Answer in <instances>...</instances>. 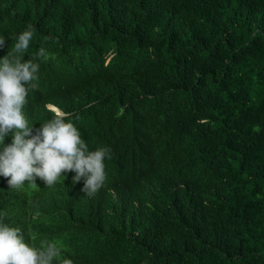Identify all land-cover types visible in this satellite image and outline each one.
<instances>
[{
  "label": "trees",
  "instance_id": "obj_1",
  "mask_svg": "<svg viewBox=\"0 0 264 264\" xmlns=\"http://www.w3.org/2000/svg\"><path fill=\"white\" fill-rule=\"evenodd\" d=\"M29 25L33 134L50 105L112 156L93 196L59 178V215L0 175V222L54 264H264V0H0V59Z\"/></svg>",
  "mask_w": 264,
  "mask_h": 264
},
{
  "label": "clouds",
  "instance_id": "obj_2",
  "mask_svg": "<svg viewBox=\"0 0 264 264\" xmlns=\"http://www.w3.org/2000/svg\"><path fill=\"white\" fill-rule=\"evenodd\" d=\"M29 25L17 39L13 51L0 59V143L9 133L11 143L0 153V175L9 178V188L20 189L25 182L35 184L38 177L48 187L54 186L63 174L74 172L73 181L83 179L82 191L93 196L106 181L105 159H111L109 148L90 151L80 132L71 122L69 113L48 105L53 118L34 130L24 114L29 88L38 80L40 64L31 59L22 61L33 39ZM51 39V37L47 38ZM5 38L0 37V47ZM38 57L47 58L41 47ZM61 250L55 243L44 242L39 249L29 246L19 228L0 222V264H54ZM63 264H72L65 259Z\"/></svg>",
  "mask_w": 264,
  "mask_h": 264
},
{
  "label": "bare ground",
  "instance_id": "obj_3",
  "mask_svg": "<svg viewBox=\"0 0 264 264\" xmlns=\"http://www.w3.org/2000/svg\"><path fill=\"white\" fill-rule=\"evenodd\" d=\"M45 23V22H44ZM46 24V23H45ZM96 50V49H95ZM74 58V57H73ZM76 58V57H75ZM52 65V64H51ZM53 66V65H52ZM51 70V69H50ZM61 70V69H60ZM55 71V70H54ZM64 71V70H63ZM51 72V71H50ZM50 72H48V73H50ZM52 73H54L55 74V72H52ZM54 74H51L52 76L54 75ZM59 74V73H58ZM48 75H50V74H48ZM51 75H50V78H51ZM57 75V74H56ZM69 81V80H68ZM71 81V80H70ZM69 81V82H70ZM48 82V81H47ZM101 82V81H100ZM103 82V81H102ZM62 84H64V83H62ZM61 85V84H60ZM113 85V84H112ZM56 86H58V85H56ZM67 86V85H66ZM59 87H61V86H59ZM68 87V86H67ZM62 88V87H61ZM60 88V89H61ZM69 88V87H68ZM51 89V88H50ZM56 89H58V88H56ZM81 90V89H80ZM91 90H92V88H91ZM106 90V89H105ZM64 91V90H63ZM82 92V91H81ZM67 93V92H66ZM69 93V92H68ZM62 94V93H61ZM65 94V93H64ZM70 95H71V93H69ZM79 94V93H78ZM60 95V94H59ZM58 95V97H60ZM63 95V94H62ZM64 96V95H63ZM63 96H61V97H63ZM64 97H66V96H64ZM63 97V100L65 99ZM71 100V99H70ZM48 101V100H47ZM46 101V102H47ZM56 101V100H55ZM60 101H61V99H60ZM67 101V100H66ZM58 102V101H57ZM71 103V102H70ZM80 103V102H79ZM46 103H42V104H40V105H42V106H44ZM59 104V103H58ZM58 104H56V106H58ZM71 105V104H70ZM70 105H67V106H70ZM47 105H45V107H46ZM61 107V106H60ZM42 109H43V107H42ZM45 109V108H44ZM43 109V110H44ZM27 109L26 108H24V111H26ZM48 111V110H47ZM50 111V110H49ZM64 111V110H63ZM51 112V111H50ZM53 113V112H52ZM47 114H48V112H47ZM46 114V115H47ZM41 115H43L42 113H41ZM52 115V114H51ZM30 117V116H29ZM33 117V116H32ZM49 117V116H48ZM79 118V117H78ZM128 119H129V117H128ZM76 120H78V119H76ZM78 122V121H77ZM74 124V123H73ZM75 124L77 125V123H76V121H75ZM111 137V136H110ZM11 138V137H10ZM6 141V140H5ZM4 141V142H5ZM105 141V140H104ZM91 142V141H90ZM6 144V143H5ZM150 165V164H149ZM146 169H147V167H145ZM145 169V170H146ZM116 175V174H115ZM154 182H156V180L154 181ZM143 183H145V182H143ZM43 184V183H42ZM79 184H81V183H79ZM5 185H8L7 183H5ZM33 185V184H32ZM35 185V184H34ZM118 187V186H117ZM103 189H104V186L102 187ZM122 189V188H121ZM130 190V189H129ZM128 190V191H129ZM73 191H75V190H71V189H68V188H63L62 187V185H60V184H55L54 186H52V187H50L48 190H46V191H44V192H42V193H38V194H36L35 196H33L32 198H31V201L32 202H34V203H40V202H46V203H54L56 206H58V211L57 212H55L54 213V215H59L60 214V212H61V207L62 208H65V205L63 204V203H59L58 204V202L57 201H59L60 199L61 200H64V199H67L68 198V196L70 195V194H72V192ZM121 191H123V192H125L123 189L121 190ZM120 191V194H122V192ZM119 192V191H118ZM99 193H100V191H99ZM106 193H108V192H106ZM114 193V192H113ZM117 193V192H116ZM103 194H104V192H103ZM115 194V193H114ZM118 194V193H117ZM119 194V195H120ZM127 194V193H126ZM125 195V194H124ZM102 196V195H101ZM166 196V195H165ZM176 197V196H175ZM172 200V199H171ZM28 201V200H27ZM28 203H30V202H28ZM20 203L19 202H17L16 201V210L14 211V212H12V213H10V217H9V220H12L15 216H17L18 215V211H19V205ZM32 204V203H31ZM58 204V205H57ZM42 205V204H41ZM26 206H27V204H26ZM33 206V205H32ZM40 206V205H39ZM31 207V206H30ZM29 208V207H28ZM125 209V208H124ZM90 210V209H89ZM140 210V209H139ZM4 211V210H3ZM29 211V210H28ZM26 212V211H25ZM90 212V211H89ZM33 214V213H32ZM109 214V213H108ZM36 215V214H35ZM82 215H83V213H82ZM28 216V215H27ZM140 216V215H139ZM26 218V217H25ZM28 218V217H27ZM2 220V219H1ZM10 222V221H9ZM26 223H27V219H26ZM6 225H7V223H6ZM17 225V224H16ZM23 225V224H22ZM16 227V226H15ZM22 229V228H21ZM127 233V232H126ZM21 234H22V232H21ZM86 261V260H85ZM57 262V261H56ZM61 262V261H60ZM88 262V261H87ZM62 263V262H61ZM77 263H78V261H77ZM80 263V262H79ZM107 263V262H106ZM82 264V263H81ZM105 264V263H104Z\"/></svg>",
  "mask_w": 264,
  "mask_h": 264
}]
</instances>
